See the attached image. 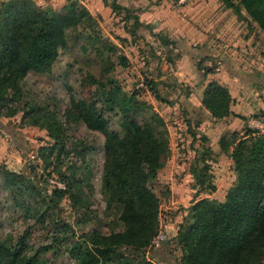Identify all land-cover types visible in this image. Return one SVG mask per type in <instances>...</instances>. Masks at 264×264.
Here are the masks:
<instances>
[{"label":"trees","instance_id":"1","mask_svg":"<svg viewBox=\"0 0 264 264\" xmlns=\"http://www.w3.org/2000/svg\"><path fill=\"white\" fill-rule=\"evenodd\" d=\"M220 1L236 15L244 10L264 32V0ZM114 7L125 14L131 12L126 7ZM134 18L137 27V17ZM79 26L88 29L92 32L89 37L98 40L94 35L98 20L79 0H67L60 9L41 7L32 0L0 3V117H13L22 112L21 122L46 131L53 143L40 147L38 158L43 171L52 168L64 184L63 189H54L53 195L58 199L66 197L75 212H85L89 219L90 198L94 193L89 161L93 146L76 139H71V143L55 110L37 103L20 104L22 79L30 72L50 73L59 51L67 47V32ZM118 64L126 67V57L121 55ZM114 94L109 93L106 99L111 107L116 102ZM121 101L125 112L137 104L134 96H125ZM230 101L227 88L217 82L209 83L203 92L202 104L213 118L230 115ZM84 113L81 118L88 128L104 136L101 194L110 233L97 232L75 238V233L66 225L61 232L66 234L69 230L70 236L53 237V241L64 240L65 251L74 264H126L121 260L124 255L120 247L141 249L150 243L158 229L159 200L151 182L169 154L165 123L153 112L148 118L154 127L128 121L125 122L126 133L120 137L116 131L108 129L107 122L95 109L85 108ZM232 136L230 148L222 139L219 146L232 161L234 183L222 201L203 197L192 202L188 209L190 222L185 227L180 226L175 237L182 250L179 264H259L261 261L264 252V131L246 130L237 138L235 133ZM212 154L210 148L202 149L191 171L194 185L206 194L216 189L212 174L207 172ZM2 172L7 188L24 192L23 184L29 177L6 168ZM34 189L31 183L30 190ZM37 218L40 220V216ZM117 227H121L120 230L116 231ZM20 240L19 247L0 243V264H47L44 255L49 246L27 250L24 237Z\"/></svg>","mask_w":264,"mask_h":264},{"label":"rangeland","instance_id":"2","mask_svg":"<svg viewBox=\"0 0 264 264\" xmlns=\"http://www.w3.org/2000/svg\"><path fill=\"white\" fill-rule=\"evenodd\" d=\"M226 10L231 11L234 18L241 24H246L247 28L250 24L254 25V36H259L260 33L264 35L244 10H241L240 15H236L232 9ZM131 23L132 20L128 22L130 26ZM118 29L117 27L113 31L106 26L102 31L99 26L94 32L98 40L89 37L92 32L82 26L69 30L67 47L59 51L52 71L46 74L30 72L20 83V104L37 103L55 110L70 140H83L87 145L93 146L89 161L94 193L90 198L89 211L92 213L89 219L85 212H75L66 197L58 199L53 195V190L63 189L64 184L52 168L43 171L42 162L38 158V149L53 143L46 131L21 122L22 112L13 117H0V243L19 247L20 238L24 237L27 250L49 246L44 255L47 264H74L65 251L64 240L53 241V237L65 239V235L70 236L69 230L66 234L61 232V228L66 225L75 233V238L83 234L110 233L109 219L104 216L106 205L101 194L104 136L88 128L83 121L81 117L85 114V108L95 109L107 122L108 129L116 131L120 137L126 133L125 122L134 121L154 127L148 115L153 112L159 116L162 114L168 134V157L151 182L159 200L158 229L150 243L141 249L120 247L124 255L121 260L126 264H179L182 260V250L175 237L180 226L185 227L188 221L190 222L188 209L192 202L203 197L222 201L225 192L234 183L229 155L221 150L218 144L219 134L207 138L202 130H189V116L186 115L187 110L182 104H174L176 108L171 109V106L158 103L160 98L168 101L165 98L167 96L171 97L174 103L173 94L177 92L175 86L167 87L169 94L157 88V82L152 78L155 66L152 56L149 55L151 50H148L149 58L144 57L140 64H137L130 50L122 51L117 46L115 48L112 41L115 39L120 42L117 38ZM125 51L128 52L131 62L122 67L118 63ZM259 84L263 87L259 102L264 107L262 79ZM109 93H116V102L112 107L106 102ZM125 96H134L137 101L127 112L124 111L121 101ZM81 103L85 106H81ZM249 109L251 112L248 110L245 117L235 119L232 126L234 130H224L220 134L219 140L222 139L229 148L233 139L232 133H235L237 138L246 130L258 131L256 122L264 121V109L258 106H251ZM212 141L213 146L218 145V158L212 156L207 172L212 174L216 190L206 194L205 190L194 185L191 171L193 162L202 149L212 148ZM212 153L215 152L212 150ZM202 164L200 162V166ZM5 168L29 177L28 182L23 184V193L16 188L6 187L2 172ZM31 183L35 186L34 191L30 190ZM37 216H40V220H37ZM160 232L165 234V239L153 243V239ZM52 250L56 252L53 253ZM259 264H264V252Z\"/></svg>","mask_w":264,"mask_h":264},{"label":"crops","instance_id":"3","mask_svg":"<svg viewBox=\"0 0 264 264\" xmlns=\"http://www.w3.org/2000/svg\"><path fill=\"white\" fill-rule=\"evenodd\" d=\"M3 1L7 0L0 3ZM32 1L41 7L60 9L67 0ZM79 2L98 20L102 31L106 26L113 31L119 28L120 42L113 38L115 43L112 41V44L122 51L130 50L137 64L144 57L149 58L148 50H151L149 55L155 66L152 78L157 88L169 94L167 87L175 86L177 91L173 94L174 103L169 96L165 97L168 101L162 98L157 101L171 109L176 108L174 104H182L189 116V130H202L207 138L219 134V144L220 134L234 130L235 119L245 117L251 106L264 109L259 102L263 89L259 80L264 74V35L254 36V25L247 28L246 24L238 22L220 0H189L184 5H176L175 0ZM114 5L131 12L125 14ZM108 36L112 40L111 35ZM123 55L131 62L128 52ZM211 82L227 88L231 97L230 115L213 118L203 106V92ZM213 143L210 149L217 159L218 145L213 146ZM229 164L232 165L230 157Z\"/></svg>","mask_w":264,"mask_h":264},{"label":"built area","instance_id":"4","mask_svg":"<svg viewBox=\"0 0 264 264\" xmlns=\"http://www.w3.org/2000/svg\"><path fill=\"white\" fill-rule=\"evenodd\" d=\"M174 1V0H173ZM185 2H187V0H175L174 3H176V5H183ZM252 123V122H251ZM249 123V124H251ZM256 127L258 128L259 132H263L264 131V121H259L256 122ZM165 239V234L163 232H160L154 239H153V243H159L161 241H163Z\"/></svg>","mask_w":264,"mask_h":264},{"label":"water","instance_id":"5","mask_svg":"<svg viewBox=\"0 0 264 264\" xmlns=\"http://www.w3.org/2000/svg\"><path fill=\"white\" fill-rule=\"evenodd\" d=\"M261 78H262V80H263V82H264V74H263V75H261Z\"/></svg>","mask_w":264,"mask_h":264}]
</instances>
